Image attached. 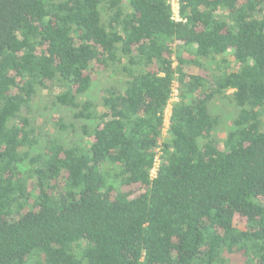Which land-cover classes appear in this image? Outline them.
<instances>
[{"label":"trees","instance_id":"obj_1","mask_svg":"<svg viewBox=\"0 0 264 264\" xmlns=\"http://www.w3.org/2000/svg\"><path fill=\"white\" fill-rule=\"evenodd\" d=\"M177 6L0 0V264H264V0Z\"/></svg>","mask_w":264,"mask_h":264},{"label":"rangeland","instance_id":"obj_2","mask_svg":"<svg viewBox=\"0 0 264 264\" xmlns=\"http://www.w3.org/2000/svg\"><path fill=\"white\" fill-rule=\"evenodd\" d=\"M174 1V5L177 3L176 0H173ZM194 71H197L199 74L203 75L205 78H208V72L209 70H205V69H201V68H196L194 67ZM103 74H97V75H94L93 76V84H92V87L90 89L89 92H87L85 95H84V99L85 100H92V101H97L99 99V96H100V91L102 90V88L104 86H106V80L104 79V76H102ZM176 84V83H175ZM174 94H176V90H174L173 92ZM176 97L173 96L172 97V101L175 100ZM170 104L167 106V108L165 109V120L167 121L168 120V116H169V113H170ZM50 110H48L50 116L52 115H59V116H63L65 113H63L62 111H58V109H56V107L52 108L50 107L49 108ZM215 113H221V115L225 114V119L223 120L224 122V126H227L229 124V121L231 120V117H232V109L229 108L228 111H224L223 110V107L221 104H216L213 106V109H212ZM229 114H228V113ZM64 117V116H63ZM67 122H69L68 120H66V124H68ZM223 132V131H222ZM61 133H63V135H65L66 137L68 135H70L71 133V130L68 128L66 131H62ZM72 138L74 140H77L79 138V131H77L76 133L73 134ZM124 190L127 191V190H133L132 187H124Z\"/></svg>","mask_w":264,"mask_h":264},{"label":"built area","instance_id":"obj_3","mask_svg":"<svg viewBox=\"0 0 264 264\" xmlns=\"http://www.w3.org/2000/svg\"><path fill=\"white\" fill-rule=\"evenodd\" d=\"M177 2V0H176ZM171 5H172V10H173V18L179 20V13H178V6H177V3L174 5V1L171 0ZM154 173V171H153Z\"/></svg>","mask_w":264,"mask_h":264}]
</instances>
